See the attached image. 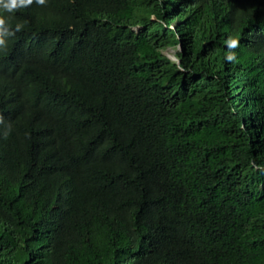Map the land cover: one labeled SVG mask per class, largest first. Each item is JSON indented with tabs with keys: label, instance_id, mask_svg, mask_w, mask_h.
<instances>
[{
	"label": "trees",
	"instance_id": "16d2710c",
	"mask_svg": "<svg viewBox=\"0 0 264 264\" xmlns=\"http://www.w3.org/2000/svg\"><path fill=\"white\" fill-rule=\"evenodd\" d=\"M5 15L0 264H264V0Z\"/></svg>",
	"mask_w": 264,
	"mask_h": 264
},
{
	"label": "clouds",
	"instance_id": "9594fccd",
	"mask_svg": "<svg viewBox=\"0 0 264 264\" xmlns=\"http://www.w3.org/2000/svg\"><path fill=\"white\" fill-rule=\"evenodd\" d=\"M34 0H0V48H6V38L14 36L16 32H19L23 25L16 24L13 30L9 23V17L5 14L15 13L16 11L32 5ZM39 5H45L46 0H35ZM227 46L229 49H236L239 46L238 39L229 38L227 41ZM235 54L229 52L227 55V60L229 62L235 60ZM0 122H3V117H0Z\"/></svg>",
	"mask_w": 264,
	"mask_h": 264
},
{
	"label": "rangeland",
	"instance_id": "374dc122",
	"mask_svg": "<svg viewBox=\"0 0 264 264\" xmlns=\"http://www.w3.org/2000/svg\"><path fill=\"white\" fill-rule=\"evenodd\" d=\"M162 51L167 54L169 57H171L172 59H175V51H176V47L172 46V45H168L165 48L162 49Z\"/></svg>",
	"mask_w": 264,
	"mask_h": 264
}]
</instances>
